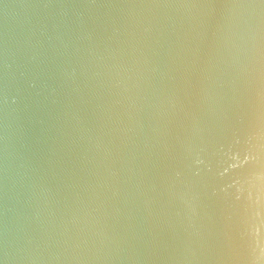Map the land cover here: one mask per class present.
Listing matches in <instances>:
<instances>
[{
    "label": "water",
    "instance_id": "obj_1",
    "mask_svg": "<svg viewBox=\"0 0 264 264\" xmlns=\"http://www.w3.org/2000/svg\"><path fill=\"white\" fill-rule=\"evenodd\" d=\"M0 264H264V0H0Z\"/></svg>",
    "mask_w": 264,
    "mask_h": 264
}]
</instances>
